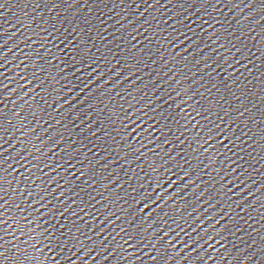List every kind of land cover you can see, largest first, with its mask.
Listing matches in <instances>:
<instances>
[{
	"label": "snow or ice",
	"instance_id": "1",
	"mask_svg": "<svg viewBox=\"0 0 264 264\" xmlns=\"http://www.w3.org/2000/svg\"><path fill=\"white\" fill-rule=\"evenodd\" d=\"M255 0H253V3ZM251 6V5H250ZM0 47H3L0 45ZM82 63H85L82 61ZM178 96L181 93H177ZM187 97V98H185ZM183 104H188L191 97H188L187 92L183 93L182 96ZM193 109H195V105L192 104ZM182 112H187V108L182 109ZM127 115V114H126ZM191 116V113H188L185 117L186 123L184 127L187 129V125L191 123V120L188 117ZM195 119V117H192ZM21 123H23L21 121ZM199 124V122H198ZM198 126V125H197ZM151 127H154L152 125ZM194 135L196 136V142H199V149H204V152H208L209 148H205L206 144H211L213 140H218L222 145H224V140H229L231 143L234 144L232 140V135L229 134L225 136V127H221L217 124L214 128H209V134L203 136L201 140L200 131H196L195 128ZM3 124L0 123V141H3ZM3 147V143H0V148ZM227 148V146H224ZM4 153L0 151V157H3ZM7 161L5 159H0V264H50L48 258L43 256V247H37V244H43L44 246H50L51 244V236H48L47 243L45 244V232L48 231L45 229L44 231H37V227H39L38 221L33 218L29 220V216H23L22 221L19 219L12 218L11 223L8 222V218L5 217V212L11 207L8 199V193L5 191L4 182L5 176L4 173L8 171L4 167ZM11 167V165H9ZM159 183V181L157 182ZM9 187L11 185L9 184ZM159 196V192L156 193ZM163 199V198H161ZM154 200L153 195H147L146 200L151 202ZM12 204H16V208L18 211H23L20 208V205L15 201H12ZM148 203H145L147 206ZM25 208H28V202H25ZM52 211H55L53 209ZM144 211V209H141ZM7 224V227L3 225ZM153 235H155L153 233ZM167 235V234H166ZM129 239L131 240H138L140 243H143V239L140 236H130ZM171 244V239L167 241V245ZM166 247V246H165ZM155 259V258H154Z\"/></svg>",
	"mask_w": 264,
	"mask_h": 264
}]
</instances>
